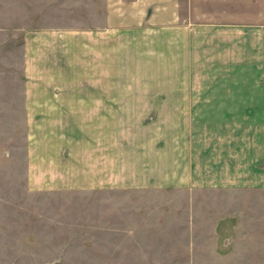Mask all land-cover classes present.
Returning a JSON list of instances; mask_svg holds the SVG:
<instances>
[{
	"label": "rangeland",
	"instance_id": "1",
	"mask_svg": "<svg viewBox=\"0 0 264 264\" xmlns=\"http://www.w3.org/2000/svg\"><path fill=\"white\" fill-rule=\"evenodd\" d=\"M125 1L0 0V264H264V120L188 121L186 184L181 168L180 183L167 178L177 121L116 113L107 170L91 167L89 120L27 115L42 91V34L95 27L107 7L122 21ZM244 1L212 7L247 21L264 11Z\"/></svg>",
	"mask_w": 264,
	"mask_h": 264
},
{
	"label": "crops",
	"instance_id": "2",
	"mask_svg": "<svg viewBox=\"0 0 264 264\" xmlns=\"http://www.w3.org/2000/svg\"><path fill=\"white\" fill-rule=\"evenodd\" d=\"M253 2L264 8V0ZM186 4L126 0L118 12L122 21L107 7L103 23L90 29L46 30L39 42L46 66L33 71L44 75L38 76L42 91L26 102L27 115L89 120L92 136L97 137L91 142V167L107 170L115 167L107 126L116 113L136 121H177L179 128L171 131L180 139L172 143L177 151L171 150L167 178L180 183L182 177L188 184L194 173L188 121L264 120V11L252 12L247 21L237 10L230 15L212 7L249 4L244 0ZM116 70L123 81L116 79ZM145 73L152 75L146 78ZM115 88L123 94L116 95ZM179 121L185 122L186 130ZM99 136L104 138L101 143ZM154 139L150 145H155ZM163 161L154 160L151 171L157 172L156 163ZM140 184L137 179L134 185Z\"/></svg>",
	"mask_w": 264,
	"mask_h": 264
}]
</instances>
